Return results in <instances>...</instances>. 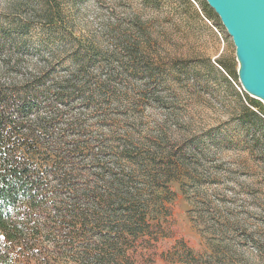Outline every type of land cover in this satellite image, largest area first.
<instances>
[{
	"label": "rangeland",
	"instance_id": "rangeland-1",
	"mask_svg": "<svg viewBox=\"0 0 264 264\" xmlns=\"http://www.w3.org/2000/svg\"><path fill=\"white\" fill-rule=\"evenodd\" d=\"M202 3L0 0V56L4 37L17 51L0 60V77L59 84L79 76L82 59L86 78L112 69L128 100L106 97L94 112L67 99L61 109L99 138L112 130L144 150L132 175L157 238L145 257L264 264V100L243 88L232 37Z\"/></svg>",
	"mask_w": 264,
	"mask_h": 264
},
{
	"label": "trees",
	"instance_id": "trees-1",
	"mask_svg": "<svg viewBox=\"0 0 264 264\" xmlns=\"http://www.w3.org/2000/svg\"><path fill=\"white\" fill-rule=\"evenodd\" d=\"M202 8L228 34L209 5ZM4 38L0 60L17 52ZM77 61L72 74L79 76L59 84L0 77V264H155L145 257L157 249L143 208L146 188L132 175L144 150L112 130L99 138L61 109L81 99L99 112L106 97L129 98L112 69L90 79Z\"/></svg>",
	"mask_w": 264,
	"mask_h": 264
},
{
	"label": "water",
	"instance_id": "water-1",
	"mask_svg": "<svg viewBox=\"0 0 264 264\" xmlns=\"http://www.w3.org/2000/svg\"><path fill=\"white\" fill-rule=\"evenodd\" d=\"M236 47L240 82L264 100V0H205Z\"/></svg>",
	"mask_w": 264,
	"mask_h": 264
}]
</instances>
